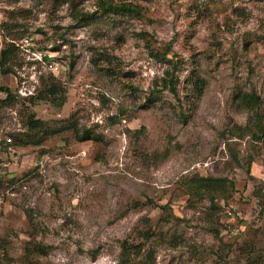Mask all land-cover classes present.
Listing matches in <instances>:
<instances>
[{
	"label": "rangeland",
	"instance_id": "1",
	"mask_svg": "<svg viewBox=\"0 0 264 264\" xmlns=\"http://www.w3.org/2000/svg\"><path fill=\"white\" fill-rule=\"evenodd\" d=\"M73 9L92 16L79 25ZM10 42L0 89L27 97L55 82L66 99L0 105V264H117L123 243L141 245L129 264H246L249 242L264 252L252 193L264 139L235 130L250 90L264 125V0H0V52ZM167 49L177 94L147 101L167 67L153 54ZM27 113L42 131H27ZM84 130L93 138L78 142ZM195 174L222 177L224 200L187 194ZM27 243L46 248L26 256Z\"/></svg>",
	"mask_w": 264,
	"mask_h": 264
},
{
	"label": "trees",
	"instance_id": "2",
	"mask_svg": "<svg viewBox=\"0 0 264 264\" xmlns=\"http://www.w3.org/2000/svg\"><path fill=\"white\" fill-rule=\"evenodd\" d=\"M98 6L101 10L108 13H113L114 15H132L138 14L139 9L136 6L131 4H113L107 1H99ZM92 14L87 12H83L82 10L73 9L72 17L79 25H84L86 21H88V17H91ZM17 47L14 43H7L4 49L0 52V69L2 74L8 75L12 74V70L7 67V64L12 59L11 54L15 53ZM169 49L162 52H155L153 56L157 58L160 62H163L167 65L163 72V76L159 79V84L155 83L154 89L150 92V96L147 98V101L151 100L153 97L160 96L162 92L167 91L170 95L176 96L177 94V86L179 84V66L181 65L179 61L168 59L166 56L169 53ZM69 71L73 69V63H70L68 67ZM0 93L5 94L4 99H0L1 106H9L14 98H21L23 101H27L28 103L35 105L36 101L42 99H50L52 104L56 107H60L64 104L66 99V91L60 85L55 82L50 83V85L46 86L44 91L37 95H29L27 97H18L16 92H11L10 89H0ZM236 100L238 105L243 109L247 110L251 113V116L248 118L247 124L244 127L235 126V130L238 136H241L243 132H247L250 136L251 140L254 142H259L264 139V125L262 123L261 115H260V97L254 91L250 90L248 93H242L241 95L236 96ZM114 119V117H111ZM24 126L27 128L29 132H40L45 127V122L40 119H36L32 113H27ZM76 132V131H75ZM75 134V139L78 142H84L91 140L93 137L88 130H84L81 134ZM235 160H237L236 155L233 156ZM251 161L247 160V173L251 179H255L250 175L249 167ZM182 186L185 188L184 191L187 192L192 197H196L198 199H203L204 197L210 198L212 201L224 200L221 197L220 193L224 186V180L222 177H212V176H199L193 175L189 178L183 179ZM230 190L234 191V185L231 184ZM253 196H255L261 206L262 211H264V189L263 190H253ZM161 209H165L167 207H160ZM229 214V213H227ZM152 231L147 230L144 235L146 238H150ZM32 245V246H29ZM24 254L26 256H31L33 254H41L44 248V245L40 243H27V246L24 247ZM240 251L244 255L247 256L246 264H264V252L260 249H256L252 242L246 243L244 246L240 247ZM141 253V245L131 246L123 243L121 245V252L119 255V259L117 264H129L134 259L131 257L139 256ZM149 254H151L149 252Z\"/></svg>",
	"mask_w": 264,
	"mask_h": 264
},
{
	"label": "built area",
	"instance_id": "3",
	"mask_svg": "<svg viewBox=\"0 0 264 264\" xmlns=\"http://www.w3.org/2000/svg\"><path fill=\"white\" fill-rule=\"evenodd\" d=\"M36 58H38L39 60H40V57H36ZM48 67L50 68V69H55L54 67H53V65L52 64H50V65H48ZM24 83L23 82H21L20 83V88H21V91H19L18 90V93L21 95L22 94V96H26L27 94H28V92H26V91H24V85H23ZM27 93V94H26ZM30 94V93H29Z\"/></svg>",
	"mask_w": 264,
	"mask_h": 264
}]
</instances>
